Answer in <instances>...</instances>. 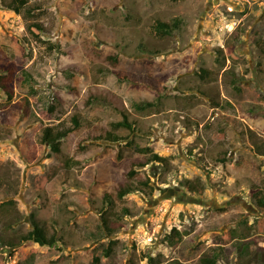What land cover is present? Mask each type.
I'll use <instances>...</instances> for the list:
<instances>
[{
  "label": "rangeland",
  "instance_id": "374dc122",
  "mask_svg": "<svg viewBox=\"0 0 264 264\" xmlns=\"http://www.w3.org/2000/svg\"><path fill=\"white\" fill-rule=\"evenodd\" d=\"M30 2L43 9L27 18L0 0V82L14 91L10 99L0 86V202L17 200L22 214L8 234L30 229L34 212L64 240L53 247H2L0 261L94 264L93 252L117 238L100 264H206L202 258L225 244L224 233L236 224L262 262L264 226L257 223L252 190L264 187V156L253 137H264V0ZM156 17L183 22L158 37L148 27ZM31 20L44 23L40 38L27 29ZM115 55L124 58L117 68L150 78L162 94L120 79L112 71ZM202 66L211 74L202 77ZM121 103L142 128L131 135L133 144L95 139L107 130L130 134L111 125L122 118ZM52 104L56 110L41 118ZM76 114L82 128L62 139L57 157L41 140L42 129L71 125ZM140 146L169 156L170 165L140 169L151 177L152 195L137 190L120 199L132 163L146 158ZM67 158L78 163L67 166ZM196 178L205 184L203 195L184 185ZM106 192L115 198L106 211L113 234L99 210ZM173 226L189 233L170 245L166 234ZM225 246L217 264L256 262L241 256L235 243Z\"/></svg>",
  "mask_w": 264,
  "mask_h": 264
},
{
  "label": "trees",
  "instance_id": "16d2710c",
  "mask_svg": "<svg viewBox=\"0 0 264 264\" xmlns=\"http://www.w3.org/2000/svg\"><path fill=\"white\" fill-rule=\"evenodd\" d=\"M2 3L8 7L9 9L14 10L18 14H23L27 18H32L36 15L37 11L43 9V4L40 2L31 3L30 0H2ZM182 18L176 17L173 20H164L162 18L156 17L153 18L152 22L150 23L149 31L158 37L169 36L174 33L177 29H179L182 25ZM27 29L31 34L36 37L40 38L41 34L45 31V25L43 22L38 20H31L27 24ZM52 47V46H51ZM55 44H53V48ZM140 47L146 49L145 43L141 42ZM223 50V49H222ZM264 50V49H263ZM148 51V50H147ZM151 54L158 53L159 50H150L148 51ZM230 54L235 57L234 51H231ZM124 61L122 56H114L113 60V68L112 71L117 74L120 79L130 80L132 84L139 88H146L149 89L157 96L162 94L161 89L156 86L155 82L152 81L150 78L147 77H137L133 74L127 73L119 68L117 65ZM202 77H206L207 75L211 74V70L206 67H200L198 70ZM25 74V72H23ZM29 79H33L32 75L27 72ZM1 77V76H0ZM231 83L236 84L240 81L239 77L232 73L231 75ZM0 86L6 91L8 98L12 99L14 97V91L10 88L8 82H0ZM245 85L242 83L241 87ZM28 102V98H25ZM24 101V100H23ZM112 102H117L114 100ZM217 103H220L219 100H216ZM148 104H152V102H148ZM119 109L122 113V118L119 120H115L111 122V125L114 128H126L129 130L130 134H120L119 132H115L113 130H107L103 133L98 134L95 136V139H104L112 142H118L126 140V144H133V139L131 135H133L137 130H141L142 128L138 127L137 121L131 119L130 112L122 103ZM56 110V105H50L46 110L41 111V118L45 119L51 116V114ZM82 128V120L79 114L73 115L72 117V124L71 125H64V124H57V125H46L42 129L41 140L47 144H49L51 148V153L55 154L57 157L60 156L62 153V139L67 136H76ZM250 131V137L253 136V131ZM254 137V148L256 152L262 156H264V137ZM140 149L144 154H146L145 160L134 161L131 165L130 170L128 171V176L130 181L128 184L120 186L117 192V197L120 199L125 198L128 194L134 191H141L144 193H148L152 195L155 191V186L152 183L151 177L148 175L142 176L141 168L146 167L148 164L152 162H160L164 166L169 167L170 165V158L169 156L163 155L159 152L154 151L149 146H143ZM228 150H225L224 157L222 158V162H226L228 159ZM51 154V155H52ZM67 166L73 167L78 163V161L73 158H67L64 162ZM65 181H68L70 178L65 176ZM63 183V182H62ZM64 185V184H62ZM184 185L200 194L203 195L205 192V184L202 183L201 179L196 178L194 180L186 179L184 181ZM252 196L255 199V204L258 206L261 215L257 218L258 225L264 226V187L263 186H255L252 190ZM115 201L114 195L111 192H106L103 196V205L99 208L104 213L103 216V224L107 227L110 234H113L109 227L110 218L107 215V207H109ZM22 214L20 213L17 207V200L15 199H6L0 202V249L2 247H16L20 244L32 245L34 243H38L43 246H57L58 243L64 240L63 236L59 232V228L57 226L48 225L47 222H42L36 218V214L34 212L31 213V223L32 227L28 229L26 232H19L16 235H12L7 231L14 229L16 222L21 221ZM189 231L181 230L178 226H173L171 231L166 234V241L171 244L180 243L184 236L188 234ZM224 240L225 244L214 246V250L212 254H207L202 258L206 264H217L219 257L225 252L226 244L227 243H235V246L239 248L240 255H249L252 260L255 259L256 262H248L245 261L241 264H264V260L259 262L260 258H257L256 252L254 249L251 248L253 241L250 236L241 234L236 224H232L228 227V230L224 233ZM119 240L117 238L111 239L108 243L99 246L92 254V261L94 264H100L102 258L108 259L115 250V246L118 244ZM149 259H153L149 256ZM0 264H6L4 262V257L1 259ZM24 264H35L33 260H29ZM188 264V263H187Z\"/></svg>",
  "mask_w": 264,
  "mask_h": 264
}]
</instances>
